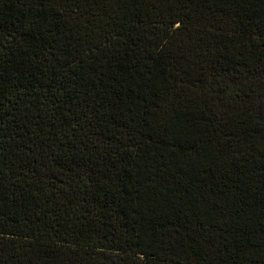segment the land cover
Masks as SVG:
<instances>
[{
  "label": "trees",
  "instance_id": "obj_1",
  "mask_svg": "<svg viewBox=\"0 0 264 264\" xmlns=\"http://www.w3.org/2000/svg\"><path fill=\"white\" fill-rule=\"evenodd\" d=\"M0 264H264V0H0Z\"/></svg>",
  "mask_w": 264,
  "mask_h": 264
}]
</instances>
